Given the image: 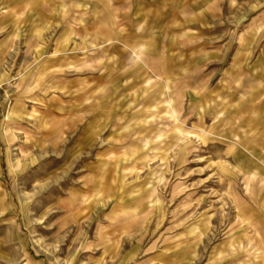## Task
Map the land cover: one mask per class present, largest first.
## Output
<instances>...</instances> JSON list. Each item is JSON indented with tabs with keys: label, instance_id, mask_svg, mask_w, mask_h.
Here are the masks:
<instances>
[{
	"label": "rangeland",
	"instance_id": "1",
	"mask_svg": "<svg viewBox=\"0 0 264 264\" xmlns=\"http://www.w3.org/2000/svg\"><path fill=\"white\" fill-rule=\"evenodd\" d=\"M0 264H264V0H0Z\"/></svg>",
	"mask_w": 264,
	"mask_h": 264
}]
</instances>
